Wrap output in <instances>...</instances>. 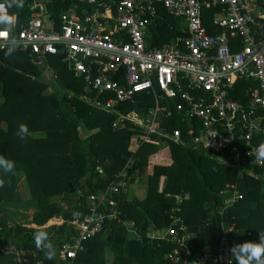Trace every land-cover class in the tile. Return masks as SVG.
Returning <instances> with one entry per match:
<instances>
[{
	"label": "trees",
	"instance_id": "trees-1",
	"mask_svg": "<svg viewBox=\"0 0 264 264\" xmlns=\"http://www.w3.org/2000/svg\"><path fill=\"white\" fill-rule=\"evenodd\" d=\"M12 1V11L26 18L30 0ZM54 3L66 8L59 0ZM216 11L212 7L204 10V24L211 33ZM147 18L149 40L154 45L168 44L186 34L181 19L160 5ZM50 63L55 72L46 81L42 69L31 64L24 52H0V155L16 162L13 173L0 175V255H9L5 250L11 245L21 250L8 264H65L58 252L76 235L71 223L74 214H88L89 195L104 190L105 212H115V217H106L103 228L83 241L73 264H185L167 258L176 252L179 238L166 232L149 235L172 226V217L188 227L191 237L186 244L192 256L207 254L209 264L219 253L224 235L231 244L259 241L264 232V166L243 160L237 165L230 148L215 151L196 146L188 133L190 123L175 112L161 116L160 127L169 134L181 130L183 143L154 134L152 141L129 150L139 127L126 123L113 129L115 115L89 101L96 94L83 78L68 70L58 56ZM48 85L53 91L45 93ZM248 87L258 84L239 79L229 97L244 106L248 122L258 120L259 131L253 132L250 142L264 148V109L248 114ZM153 105L151 95L138 94L116 108L146 114ZM21 124L29 129L24 140L16 135ZM234 144L243 148L245 140ZM20 172L35 210L27 215L28 224L10 226L7 207L27 206L17 189ZM136 184L142 185L141 194H133ZM110 185L116 189H109ZM230 186H236L242 198L226 205L224 192ZM38 231L49 235L55 252L51 259L48 250L39 249L35 242Z\"/></svg>",
	"mask_w": 264,
	"mask_h": 264
},
{
	"label": "built area",
	"instance_id": "built-area-1",
	"mask_svg": "<svg viewBox=\"0 0 264 264\" xmlns=\"http://www.w3.org/2000/svg\"><path fill=\"white\" fill-rule=\"evenodd\" d=\"M59 1L66 8H57L54 0H30L26 18L21 19L18 12L8 13L15 24L11 31L0 24V52L8 51L9 42L15 40L13 52H24L28 61L49 77L55 72L50 59L58 56L95 92L96 99L89 101L115 115L113 129L119 130L126 123L139 127L138 132L130 127L136 132L132 140L137 147L152 141L154 134L183 143L181 130L169 134L160 127V117L175 112L190 123L188 133L196 146L215 151L230 148L237 165L243 160L264 166L262 147L250 142L253 132L259 131L258 120L248 122L244 106L229 97L239 79L253 81L258 87L246 89L248 114L264 109V0ZM159 5L181 19L186 29V34L160 46L149 40L147 18ZM211 7L217 9L211 18L212 33L204 24V10ZM138 94L153 98L154 105L146 114L135 110L123 113L116 108ZM104 95L103 100L98 99ZM237 140H245V146L234 144ZM230 188L224 192L226 205L242 198L236 186ZM106 193L90 194V212L74 214L71 223L76 235L58 252L65 264H73L83 241L103 228L106 217H115V212H105ZM172 219L169 228L149 232L150 236L166 232L179 238L176 252L167 258L174 263L209 264L207 254L192 256L186 244L191 237L188 227L178 217ZM231 245L224 235L212 264H226ZM20 251L11 245L5 254L18 255Z\"/></svg>",
	"mask_w": 264,
	"mask_h": 264
},
{
	"label": "clouds",
	"instance_id": "clouds-1",
	"mask_svg": "<svg viewBox=\"0 0 264 264\" xmlns=\"http://www.w3.org/2000/svg\"><path fill=\"white\" fill-rule=\"evenodd\" d=\"M0 24L12 30L15 19L7 12L5 4L0 3ZM10 47L8 53L11 54L16 47V41L9 42ZM29 129L25 124H21L16 132V135L24 140L28 137ZM261 154L264 155V148L261 149ZM16 168V162L10 158L0 155V175L13 173ZM34 239L37 246H43L48 250V258L51 259L54 255L53 244L48 242L49 235L46 231H38L34 234ZM184 241L180 243L183 245ZM226 264H264V232H260L259 241H244L242 243H234L229 249V256Z\"/></svg>",
	"mask_w": 264,
	"mask_h": 264
},
{
	"label": "rangeland",
	"instance_id": "rangeland-1",
	"mask_svg": "<svg viewBox=\"0 0 264 264\" xmlns=\"http://www.w3.org/2000/svg\"><path fill=\"white\" fill-rule=\"evenodd\" d=\"M7 2H8V0H7ZM43 77L46 81H50L52 79V77L47 76V74ZM49 85L45 89V91H44L45 93H50L53 91V88ZM0 99L2 101L1 87H0ZM132 142H135L134 139L132 140ZM132 142H131V144H129V150H134L135 148H137L136 145H134V144L132 145ZM16 184H17V189L20 193L21 200H24L23 202L27 201V206L20 205V208H18V209L14 205H12L13 207L12 206L7 207L8 212H9L8 217H7V222H8V225H10V226H14L17 224H22V225L28 224V223H26V221L28 220L27 215L30 212L35 210V207L32 205V202H31V197H30L31 194H29V190L27 188V184L24 180V176H23L22 172H20L18 174ZM54 199L56 200L57 198H54ZM108 254H110V253H108ZM11 259L16 260V257L13 255H7V256L0 255V264H5V263L8 264V263H10L9 261H12Z\"/></svg>",
	"mask_w": 264,
	"mask_h": 264
},
{
	"label": "crops",
	"instance_id": "crops-1",
	"mask_svg": "<svg viewBox=\"0 0 264 264\" xmlns=\"http://www.w3.org/2000/svg\"><path fill=\"white\" fill-rule=\"evenodd\" d=\"M2 1H5V3H6V6L7 7H9V8H11V12H10V14L11 13H13V11H12V5H11V1L12 0H8V2H7V0H2ZM14 1V0H13ZM12 1V2H13ZM15 3H17V1H15ZM182 22V21H181ZM182 24H183V22H182ZM184 25V24H183ZM182 25V26H183ZM44 75V74H43ZM45 76V75H44ZM88 88V87H87ZM90 90V89H89ZM164 117V116H163ZM165 118V117H164ZM162 120H163V118H162ZM252 174V176H255V177H258L259 176V174H257V173H251ZM141 187H142V185H139V184H136V187L132 190V192H133V194H141L140 192H141ZM246 214H248V213H246ZM245 215V214H244ZM109 253V252H108ZM111 257V256H110Z\"/></svg>",
	"mask_w": 264,
	"mask_h": 264
},
{
	"label": "water",
	"instance_id": "water-1",
	"mask_svg": "<svg viewBox=\"0 0 264 264\" xmlns=\"http://www.w3.org/2000/svg\"><path fill=\"white\" fill-rule=\"evenodd\" d=\"M0 3H3V4H5V6H6V3H5V2H0ZM6 8H7V12L10 13V12H11V8H9V7H7V6H6Z\"/></svg>",
	"mask_w": 264,
	"mask_h": 264
}]
</instances>
